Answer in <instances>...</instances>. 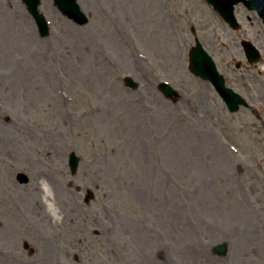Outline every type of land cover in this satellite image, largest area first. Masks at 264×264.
I'll use <instances>...</instances> for the list:
<instances>
[{"label": "rangeland", "instance_id": "rangeland-1", "mask_svg": "<svg viewBox=\"0 0 264 264\" xmlns=\"http://www.w3.org/2000/svg\"><path fill=\"white\" fill-rule=\"evenodd\" d=\"M77 3L83 26L40 0L51 29L43 38L22 0H0V264H264L259 18L241 7L233 30L205 0ZM197 39L251 110L229 112L190 72ZM244 39L261 63L247 67ZM162 82L177 96L165 97ZM36 180L44 203L30 204ZM43 205L60 222L54 231ZM221 244L224 257L212 251Z\"/></svg>", "mask_w": 264, "mask_h": 264}, {"label": "water", "instance_id": "water-1", "mask_svg": "<svg viewBox=\"0 0 264 264\" xmlns=\"http://www.w3.org/2000/svg\"><path fill=\"white\" fill-rule=\"evenodd\" d=\"M212 3L215 8L221 12V14L225 17V19L231 24L234 25L235 18L233 14V6L239 1H243L248 4H253L256 6L255 8L259 11V13L264 18V0H208ZM23 2L27 5L29 12L34 16L38 27L39 32L43 36H47L49 34V26L44 16L39 13V4L40 0H23ZM59 9L68 17L73 19L80 25H84L87 23V18L80 10L79 5L77 4V0H55ZM250 46V45H248ZM248 54L250 49L245 47ZM254 49V48H253ZM254 58L258 59L259 55L257 51L254 49ZM253 56V55H252ZM190 69L197 76H201L205 79H209L212 83H214L219 89L220 93L223 95L224 99L227 101V104L231 110H236L238 108V99L239 97L233 93L232 90L226 89L224 85V80L220 76L217 71L216 65L213 62L212 58L207 54V52L203 49L200 43L197 44V47L194 48L191 52V65ZM126 84L130 87H136V84L131 78L126 79ZM162 92L165 96L173 97L176 95V92L169 85L161 86ZM78 158L75 154L71 155V167L73 172L76 171L78 165ZM92 198V194H89V199ZM227 251L226 245H220L215 248V252L218 254H225Z\"/></svg>", "mask_w": 264, "mask_h": 264}, {"label": "bare ground", "instance_id": "bare-ground-1", "mask_svg": "<svg viewBox=\"0 0 264 264\" xmlns=\"http://www.w3.org/2000/svg\"><path fill=\"white\" fill-rule=\"evenodd\" d=\"M1 54H3V53H1ZM2 131H3V129L0 128V132H2ZM45 155L49 156L48 153ZM17 160H18V163L21 167L25 166V167H28L31 169V166L29 167V161L26 160V158L23 157L22 155L19 154V156H17ZM46 180H47L50 188L53 190L54 196L56 198H61V194L64 193V191L58 186L56 179L50 174L46 177ZM28 192H29L28 196H27V194H25V196L27 198V201L30 202V204H33L32 202H34V201L36 203L38 201L41 203H44L43 198H42L44 189L42 188V185H41V183L38 182V180H36L34 185H32L31 190H29ZM53 200H55V198ZM43 206H44V214L46 213L44 222L47 226H50L51 229L54 231V229H55L54 226H57V224L59 226L60 222L57 220L55 215L50 212V210L48 209V205L47 206L43 205ZM50 233H53V232L50 231ZM54 243H55V238H54V234H52L51 237L48 238V240L46 241V243L44 245L45 248L48 250V259H52L53 256L55 255L54 251H53V244ZM141 262H143V261H141Z\"/></svg>", "mask_w": 264, "mask_h": 264}, {"label": "flooded vegetation", "instance_id": "flooded-vegetation-1", "mask_svg": "<svg viewBox=\"0 0 264 264\" xmlns=\"http://www.w3.org/2000/svg\"><path fill=\"white\" fill-rule=\"evenodd\" d=\"M247 67H249V65L247 66ZM241 69H246V68H243V66H242V64H241V66H240V68H239V70H241ZM249 70H246V72H248ZM247 78L245 79V78H243V77H240V81H242V82H240V84H242L243 85V87L247 90V92H246V94H248L249 95V100H253V99H251V93H252V91L254 90L253 89V84H252V80H251V76L250 75H245ZM250 79V80H249ZM253 103V102H252ZM249 107H251V105H249L247 108H249ZM250 110H251V108H249ZM255 113V112H254Z\"/></svg>", "mask_w": 264, "mask_h": 264}]
</instances>
